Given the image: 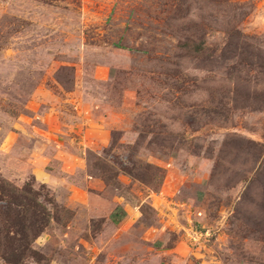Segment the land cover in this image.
Masks as SVG:
<instances>
[{"label": "rangeland", "instance_id": "1", "mask_svg": "<svg viewBox=\"0 0 264 264\" xmlns=\"http://www.w3.org/2000/svg\"><path fill=\"white\" fill-rule=\"evenodd\" d=\"M229 29L263 56L264 0H0V179L72 214L39 264H264V75Z\"/></svg>", "mask_w": 264, "mask_h": 264}, {"label": "trees", "instance_id": "2", "mask_svg": "<svg viewBox=\"0 0 264 264\" xmlns=\"http://www.w3.org/2000/svg\"><path fill=\"white\" fill-rule=\"evenodd\" d=\"M214 4L220 5L217 1ZM182 6H176V12L179 13V19H186L189 16L188 9H184L185 13L182 14ZM228 8L232 13L237 11L240 18L247 15L236 3H230ZM212 19H215L213 14ZM193 36L185 39L184 48L201 54L205 43H197L196 40L200 39ZM248 39L239 31L229 29L221 53L227 54L228 59L238 58V66L257 70L264 75V53L260 55V49L249 43ZM144 182H149V179L145 177ZM71 215L68 209L55 202L49 189L37 184L34 178L21 186L0 179V261L4 264H23L27 260L44 263L45 259L33 248L34 242L52 221L59 223L65 216L67 222ZM122 217L120 215V219Z\"/></svg>", "mask_w": 264, "mask_h": 264}, {"label": "crops", "instance_id": "3", "mask_svg": "<svg viewBox=\"0 0 264 264\" xmlns=\"http://www.w3.org/2000/svg\"><path fill=\"white\" fill-rule=\"evenodd\" d=\"M74 193H76V190H74ZM80 195L83 199H85V196L82 194H79V193H76V197ZM116 205H117V208L115 209V211H113L111 213V221L114 223V224H119L121 223V221H123V219H130L132 217L135 216V214L137 213V210H135L134 208H131L128 203H123L121 201V199H117V202H116ZM134 209V210H133ZM74 210V209H73ZM120 215H123V217L120 219Z\"/></svg>", "mask_w": 264, "mask_h": 264}]
</instances>
